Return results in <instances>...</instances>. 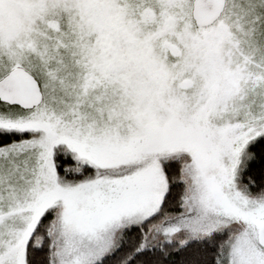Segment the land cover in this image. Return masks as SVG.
Instances as JSON below:
<instances>
[{
	"label": "snow or ice",
	"instance_id": "6c2138e0",
	"mask_svg": "<svg viewBox=\"0 0 264 264\" xmlns=\"http://www.w3.org/2000/svg\"><path fill=\"white\" fill-rule=\"evenodd\" d=\"M0 264H264V0H0Z\"/></svg>",
	"mask_w": 264,
	"mask_h": 264
}]
</instances>
